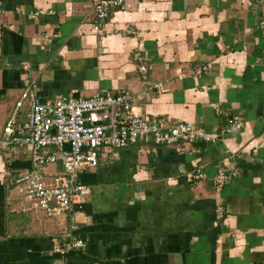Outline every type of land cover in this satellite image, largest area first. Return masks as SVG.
<instances>
[{"label":"crops","instance_id":"1","mask_svg":"<svg viewBox=\"0 0 264 264\" xmlns=\"http://www.w3.org/2000/svg\"><path fill=\"white\" fill-rule=\"evenodd\" d=\"M95 1L0 0V135L12 115L27 123V103L15 104L34 82L41 101L126 92L144 120L217 142L178 150L145 138L100 152L79 176L91 190L74 231L85 247L64 255L54 247L67 216L29 210L14 181L30 149L0 152V264H264V0H125L101 31ZM136 51L164 92L139 96ZM218 110L243 127L223 133ZM222 167L237 174L219 189Z\"/></svg>","mask_w":264,"mask_h":264},{"label":"built area","instance_id":"2","mask_svg":"<svg viewBox=\"0 0 264 264\" xmlns=\"http://www.w3.org/2000/svg\"><path fill=\"white\" fill-rule=\"evenodd\" d=\"M124 2L125 0H96L93 6L94 30L101 31L110 14L121 8ZM259 28L264 30V21L259 23ZM127 33L135 34V31ZM133 61L138 64L142 83L140 97L148 99L152 94L165 91L161 82L149 80L147 68L138 51L134 52ZM184 76L182 69L176 70L177 79L182 80ZM131 100L132 95L121 92L117 95L105 93L89 98L69 97L41 101L37 84L32 82L22 91L15 104L16 111L27 103V123L24 126L18 125L15 115H12L3 127L0 152L30 149L31 168L14 180L21 190L22 202L29 210L48 217L63 214L67 216V233L55 245V253L64 255L85 247V241L77 238L74 231L78 216L83 214V203L91 190L79 181V176L83 171L98 165L100 152L123 149L145 138L152 139L156 145L175 147L178 150H185L197 142H217L216 134L180 121L165 119L148 122L134 111ZM217 114L226 124L223 133L243 127L240 117L223 110H218ZM56 163H60L61 172L47 179L44 175L45 168ZM236 174V169L219 168L214 178L215 184L221 189ZM203 177L200 172L193 175L195 179ZM218 212L220 214V210Z\"/></svg>","mask_w":264,"mask_h":264},{"label":"water","instance_id":"3","mask_svg":"<svg viewBox=\"0 0 264 264\" xmlns=\"http://www.w3.org/2000/svg\"><path fill=\"white\" fill-rule=\"evenodd\" d=\"M74 98H78V97H74ZM68 148V146H66V149Z\"/></svg>","mask_w":264,"mask_h":264}]
</instances>
